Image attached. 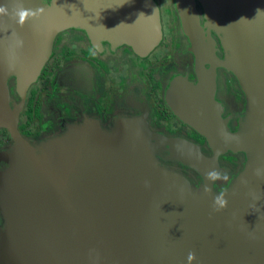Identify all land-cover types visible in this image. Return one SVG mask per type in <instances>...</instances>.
I'll use <instances>...</instances> for the list:
<instances>
[{"label":"water","instance_id":"1","mask_svg":"<svg viewBox=\"0 0 264 264\" xmlns=\"http://www.w3.org/2000/svg\"><path fill=\"white\" fill-rule=\"evenodd\" d=\"M185 1L180 10L201 79L193 86L178 79L167 101L205 136L211 156L154 133L141 118L108 130L85 121L30 143L17 128L20 105H10L8 78L22 95L56 34L70 27L146 55L162 36L159 11L153 0H0V127L13 141L0 152V264H264V0H200L223 58L210 30L196 25L194 0ZM215 66L235 76L246 98L235 131L214 98ZM163 152L200 183L164 166ZM227 152L246 160L218 191L208 173L224 171L218 156ZM221 192L228 203L217 211Z\"/></svg>","mask_w":264,"mask_h":264},{"label":"flooded vegetation","instance_id":"2","mask_svg":"<svg viewBox=\"0 0 264 264\" xmlns=\"http://www.w3.org/2000/svg\"><path fill=\"white\" fill-rule=\"evenodd\" d=\"M153 1L158 7L162 36L146 55H138L125 44L92 40L84 30L70 27L56 34L48 60L22 95L15 78H8L10 105H20L17 128L25 139L37 144L62 134L68 125L92 121L108 130L122 119L141 118L154 133L191 141L211 156L205 136L180 119L167 101V93L178 79L185 86L197 85L201 79L198 57L185 33L184 11L180 10L187 1ZM193 12L203 33L210 30L216 56L223 58L219 35L209 26L200 0H194ZM203 67L209 70L214 63L204 62ZM214 73V98L229 129L235 131L245 117V95L230 71L215 66ZM12 142L8 130L0 127V152L9 149ZM166 154L163 152L159 158L164 166L182 173L193 184L200 183L196 171L165 159ZM245 160L242 152L218 156L219 166L224 169L215 182L218 191L235 178ZM5 165L0 161V169Z\"/></svg>","mask_w":264,"mask_h":264},{"label":"clouds","instance_id":"3","mask_svg":"<svg viewBox=\"0 0 264 264\" xmlns=\"http://www.w3.org/2000/svg\"><path fill=\"white\" fill-rule=\"evenodd\" d=\"M208 178L209 179H220L219 175L215 171L209 172ZM224 179H226V177H224ZM225 196H226V193L224 192H221L215 196L214 206H216L217 211L227 206L228 201L225 199ZM193 257H194V254L189 253V260L193 259Z\"/></svg>","mask_w":264,"mask_h":264}]
</instances>
